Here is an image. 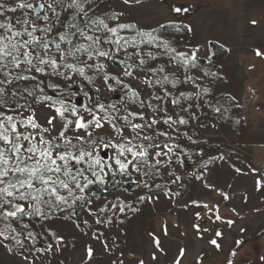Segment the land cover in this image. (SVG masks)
I'll return each mask as SVG.
<instances>
[{
	"label": "snow or ice",
	"instance_id": "snow-or-ice-1",
	"mask_svg": "<svg viewBox=\"0 0 264 264\" xmlns=\"http://www.w3.org/2000/svg\"><path fill=\"white\" fill-rule=\"evenodd\" d=\"M119 3L116 8L107 0H0V251L12 264H52L69 247L62 224L87 237L80 264H91L97 251L112 254L111 264H125L123 253L115 256L113 231L140 206L182 198L184 158L188 145L198 143L189 130L201 114L208 115L203 109L221 113L223 105L212 103V89L203 83L219 77L201 74L200 46L189 43L179 50L159 34L168 27L192 32L191 26L169 20L141 27L124 18L125 9L140 0ZM214 55L209 51L205 59ZM206 168L191 178L203 182ZM250 171L254 190L264 195V173ZM129 182L136 189L131 194L124 187ZM204 187L221 200L189 197L183 208L193 235L207 234L206 243L223 251V233L215 225L235 223L220 214L230 195ZM149 237L150 260L166 257L160 238L154 232ZM243 243L235 241L225 264H235ZM187 253L179 247L169 264H182ZM202 259L198 255L195 264ZM258 264H264V255Z\"/></svg>",
	"mask_w": 264,
	"mask_h": 264
},
{
	"label": "rangeland",
	"instance_id": "rangeland-1",
	"mask_svg": "<svg viewBox=\"0 0 264 264\" xmlns=\"http://www.w3.org/2000/svg\"><path fill=\"white\" fill-rule=\"evenodd\" d=\"M107 3L116 8L122 6L119 0H107ZM173 6L187 7L189 11L177 14L171 11ZM125 10L126 20L145 28H154L169 20L191 26L192 32L185 45L198 44L203 60H208L205 54L209 52L211 42L227 49L220 64L217 87L235 98L245 119L247 134L240 139L233 128L220 125L209 115H201L199 122H193L189 134L198 143L188 145V153L199 146H219L226 153L224 160L219 159L222 154L208 152L199 154L200 158L192 161L189 167L184 165L181 174L185 177V186L179 189L182 198L172 203L162 199L156 204L140 206L138 213L129 214L119 225L120 230L113 231V235L118 237L115 256L123 253L125 264H130L133 259H144L145 264H169L178 248L183 246L187 247L188 253L182 264H195L198 255L203 256L202 264H225L229 252L236 247L235 241L243 240L244 243L237 249L235 264H258L259 256L264 255V195L254 190L256 177L250 170L264 173V56L255 54L256 50L264 53V0H140V3ZM253 21L256 23L253 24ZM162 38L170 41L166 35ZM213 123L215 127L199 126ZM210 157L215 160L214 163ZM204 164H207L204 181L192 179L190 174L194 171L199 173ZM233 164L247 174L235 173L231 167ZM205 183L230 195L228 201L221 203L220 214L235 223L231 227L220 222L215 225L223 233L220 241L223 251H217L206 243L207 234L205 239L193 235L189 227L191 217L183 208L189 197L206 203L221 200L216 191L204 187ZM245 194L248 196L246 202L243 199ZM164 227H167L166 236L162 234ZM59 228L69 247L52 264H80L82 245L87 237L77 236L71 224H62ZM241 229L244 231L241 232ZM150 232L160 238L168 253L156 262H152L149 256L153 251ZM72 244L76 247L73 248ZM113 258L112 254L97 251L91 264H111ZM12 259L6 252L0 251V264H12Z\"/></svg>",
	"mask_w": 264,
	"mask_h": 264
},
{
	"label": "trees",
	"instance_id": "trees-1",
	"mask_svg": "<svg viewBox=\"0 0 264 264\" xmlns=\"http://www.w3.org/2000/svg\"><path fill=\"white\" fill-rule=\"evenodd\" d=\"M178 25L185 24L180 23ZM159 34L162 37L164 35L168 36L173 46L177 47L179 50L184 49L185 43L191 35V33L187 32L186 30L177 31L175 27H168L166 30H160ZM209 51L214 52L215 55L212 56L210 61L201 59L199 61V69L202 70L201 72L209 71L216 73L219 77V79H216L214 77H208L204 81V84L212 89V103L215 104L216 101L219 100L220 104L223 105V107L221 109V113H212L210 109H203L202 112H207L208 115L212 118H215L220 125L233 128L239 134V138L244 139L247 134V131L245 126V119L242 116L240 106L235 100H229L228 98L230 96L224 90L220 91L217 87V81H220V64L222 62L223 57L227 54L228 51L226 48L215 42H211L209 44ZM161 62L166 63V58H161ZM117 99V97L114 98L115 101H117ZM201 115L202 117H205V115ZM208 152H216L222 155H226L224 150L219 146H199L189 152L188 157L184 158V165L186 167H189L192 161H196L200 158L199 154H207ZM233 156H237V154H234ZM124 187L129 188L130 191L136 190L135 186L132 183L125 184ZM93 190L100 192V194L102 195H108L107 192H103L102 189H97L95 186H93Z\"/></svg>",
	"mask_w": 264,
	"mask_h": 264
}]
</instances>
